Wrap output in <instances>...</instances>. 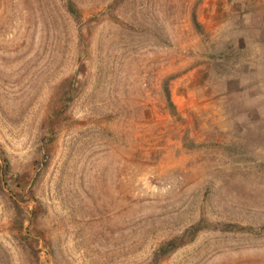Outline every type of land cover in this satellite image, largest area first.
<instances>
[{"label":"rangeland","instance_id":"374dc122","mask_svg":"<svg viewBox=\"0 0 264 264\" xmlns=\"http://www.w3.org/2000/svg\"><path fill=\"white\" fill-rule=\"evenodd\" d=\"M71 1L0 0V264H264V0Z\"/></svg>","mask_w":264,"mask_h":264},{"label":"trees","instance_id":"16d2710c","mask_svg":"<svg viewBox=\"0 0 264 264\" xmlns=\"http://www.w3.org/2000/svg\"><path fill=\"white\" fill-rule=\"evenodd\" d=\"M67 11L75 18L78 17L79 13L77 9L75 8L74 4L71 0H64ZM183 244L182 238L177 237L170 241H168L162 248H161V254H165L167 252H172L181 247Z\"/></svg>","mask_w":264,"mask_h":264}]
</instances>
